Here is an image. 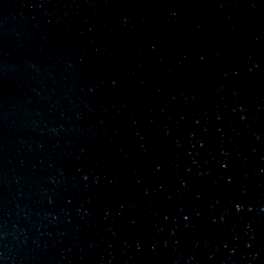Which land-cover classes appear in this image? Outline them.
<instances>
[{
	"label": "water",
	"instance_id": "obj_1",
	"mask_svg": "<svg viewBox=\"0 0 264 264\" xmlns=\"http://www.w3.org/2000/svg\"><path fill=\"white\" fill-rule=\"evenodd\" d=\"M0 264H264V0H0Z\"/></svg>",
	"mask_w": 264,
	"mask_h": 264
}]
</instances>
